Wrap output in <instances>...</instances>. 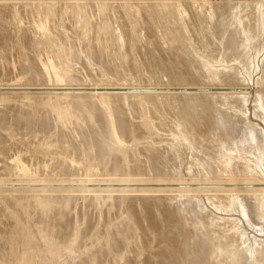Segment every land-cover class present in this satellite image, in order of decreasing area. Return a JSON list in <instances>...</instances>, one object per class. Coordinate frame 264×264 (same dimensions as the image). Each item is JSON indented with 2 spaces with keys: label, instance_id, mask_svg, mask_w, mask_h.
<instances>
[{
  "label": "rangeland",
  "instance_id": "374dc122",
  "mask_svg": "<svg viewBox=\"0 0 264 264\" xmlns=\"http://www.w3.org/2000/svg\"><path fill=\"white\" fill-rule=\"evenodd\" d=\"M32 1L0 0V264H264V0Z\"/></svg>",
  "mask_w": 264,
  "mask_h": 264
},
{
  "label": "bare ground",
  "instance_id": "6f19581e",
  "mask_svg": "<svg viewBox=\"0 0 264 264\" xmlns=\"http://www.w3.org/2000/svg\"><path fill=\"white\" fill-rule=\"evenodd\" d=\"M32 1V0H31ZM44 1V0H43ZM46 1V0H45ZM48 1V0H47ZM50 1V0H49ZM53 1V0H52ZM51 1V2H52ZM77 1V0H76ZM99 1V0H98ZM97 1V2H98ZM127 1V0H126ZM141 1V0H140ZM169 1V0H168ZM33 2V1H32ZM73 2V1H72ZM130 2V1H129ZM170 2H171V0H170ZM228 2V1H227ZM15 3V2H14ZM31 3V2H30ZM42 3V2H41ZM54 3V2H53ZM69 3V2H68ZM96 3V2H95ZM126 3V2H125ZM169 3V2H168ZM23 4V3H22ZM21 4V5H22ZM27 4V3H26ZM28 4H29V2H28ZM44 4V3H43ZM52 4V3H51ZM50 4V5H51ZM162 4V3H161ZM170 4V3H169ZM24 5V4H23ZM30 5V4H29ZM48 5H49V3H48ZM151 5V4H150ZM76 6V5H75ZM162 6V5H161ZM172 6V5H171ZM260 6V5H259ZM23 7V6H22ZM113 7V6H112ZM147 7H149V6H147ZM158 7V6H157ZM76 8H78L77 10L79 11V7H77L76 6ZM93 8V7H92ZM99 8V7H98ZM137 8V7H136ZM228 8V7H227ZM35 9V8H34ZM37 9V8H36ZM163 9H165V8H163ZM10 10V9H9ZM40 10H42V9H40ZM95 11V9H88V8H85V9H83V14H85V17H86V15L88 14V16H87V18L85 19V23H84V27H81V28H83L84 30L83 31H81V32H84L85 33V36H88L87 34L89 33V35H93L94 37H96L97 35H98V33H99V28H101V26L99 27L98 25H95V24H93V20L95 21V19L96 18H94L93 17V19L92 18H90L89 17V15L91 16L92 14H93V12L92 11ZM100 10H101V8H100ZM146 10H148V9H146ZM160 10V9H159ZM13 11V10H12ZM36 11V10H35ZM34 11V12H35ZM49 11H50V9H49ZM138 11H139V9H138ZM150 11V10H149ZM166 11V13H167V10H165ZM165 11L163 10V12H164V14H165ZM261 11V10H260ZM259 11V12H260ZM48 12V11H47ZM46 12V13H47ZM80 12V11H79ZM82 12V11H81ZM80 12V13H81ZM30 13V12H29ZM28 13V14H29ZM49 13V12H48ZM95 13V12H94ZM106 13V12H105ZM159 13H161V11H159ZM13 14V13H12ZM27 14V13H26ZM36 14V13H35ZM138 14V13H137ZM30 15V14H29ZM28 15V16H29ZM139 15H140V13H139ZM151 15H153V13L151 14ZM27 16V17H28ZM31 16V15H30ZM41 16H42V14H41ZM50 16H51V13H50ZM53 16V15H52ZM33 17H34V15H33ZM74 17V16H73ZM104 17V16H103ZM130 17V16H129ZM132 17V16H131ZM145 17V16H144ZM169 17V16H168ZM31 18V17H30ZM44 18V17H43ZM43 18H42V20H43ZM48 18H49V16H48ZM54 18V17H53ZM90 19V20H88L87 21V19ZM127 18V17H126ZM171 18V17H170ZM135 19V18H134ZM2 20V19H1ZM31 20V19H30ZM47 20H49V19H47ZM52 20V19H51ZM151 20V19H150ZM38 21V20H37ZM36 21V22H37ZM43 21H45V20H43ZM80 21V20H79ZM29 22V21H28ZM34 22V21H33ZM48 22V21H47ZM87 22H90V24L88 23V25H87ZM17 23V22H16ZM30 23V22H29ZM50 23V21L48 22V24ZM37 24V23H36ZM51 24V23H50ZM29 25V24H28ZM31 25V24H30ZM39 25V24H38ZM47 25V24H46ZM55 25V24H54ZM85 25H87V26H85ZM22 27V26H21ZM41 27V26H40ZM79 27V26H78ZM107 27V26H106ZM25 28V27H24ZM86 28V29H85ZM134 28V27H133ZM40 29V28H39ZM48 29V28H47ZM73 29V28H72ZM105 29V28H104ZM135 29V28H134ZM167 29V28H166ZM109 30V29H108ZM136 30V29H135ZM175 30V29H174ZM30 31V30H29ZM134 31V30H133ZM17 32V31H16ZM23 32V31H22ZM31 32V31H30ZM63 32H65V31H63ZM101 32H103L105 35H106V31H101ZM171 32V31H170ZM40 33H42V32H39V34ZM102 33V34H103ZM107 33H108V31H107ZM126 33V32H125ZM33 34V33H32ZM31 34V35H32ZM44 34V33H43ZM103 34V35H104ZM13 35V34H12ZM42 35V34H41ZM135 35V34H134ZM169 35V34H168ZM44 36V35H43ZM93 37V38H94ZM34 38V37H33ZM68 39V38H67ZM74 39H76V38H74ZM47 40V39H46ZM45 40V41H46ZM70 40V39H69ZM105 40V39H104ZM67 41V40H66ZM74 41V40H73ZM141 41V40H140ZM33 42H34V40H33ZM76 42V41H75ZM21 43V42H20ZM82 43V42H81ZM102 43H104V42H102ZM102 43H95V45L93 46V47H86V49L87 50H91L92 48H95V47H98V48H100L101 46L103 47V44ZM41 44H43V43H41ZM118 44V43H117ZM80 45V44H79ZM123 45V44H122ZM126 45V44H125ZM129 45V44H128ZM120 46V45H119ZM21 47V46H20ZM80 47H81V45H80ZM133 47V46H132ZM131 47V48H132ZM119 48V47H118ZM82 49V48H81ZM121 49V48H120ZM135 49V48H134ZM41 51V50H40ZM61 51V50H60ZM138 51V50H137ZM82 52V51H81ZM132 52V51H131ZM83 53V52H82ZM81 53V54H82ZM87 54V53H86ZM136 54V53H135ZM131 55V54H130ZM43 56V55H42ZM58 56V55H57ZM64 55H62L61 57H63ZM74 56V55H73ZM135 56V55H134ZM19 57V56H18ZM60 56H58V58H59ZM60 57V58H61ZM128 57V56H127ZM132 57V56H131ZM57 58V59H58ZM75 58V57H74ZM85 58V57H84ZM119 58H121V57H119ZM62 59V58H61ZM63 59H64V57H63ZM68 59V58H67ZM70 60V59H69ZM80 60V59H79ZM127 60V59H126ZM125 60V61H126ZM74 61V60H73ZM117 61V60H116ZM131 61V60H130ZM135 61V60H134ZM59 62H62V61H59ZM65 62V61H64ZM111 62V61H110ZM138 62V61H137ZM153 62V61H152ZM163 62V61H162ZM23 63V62H22ZM63 63V62H62ZM141 63V62H140ZM49 64V63H48ZM65 64H67V63H65ZM69 64V63H68ZM74 64V63H73ZM91 64H93V63H91ZM141 65V64H140ZM174 65V64H173ZM23 66V65H22ZM47 66L48 65H46V68H47ZM62 66V65H61ZM69 66V65H68ZM75 66V65H74ZM113 66V65H112ZM119 66V65H118ZM4 67H6V66H4ZM40 67V66H39ZM51 67V66H50ZM76 67V66H75ZM74 67V68H75ZM56 68V67H55ZM63 68V67H62ZM111 68V67H110ZM38 69V68H37ZM49 69V68H48ZM51 69V68H50ZM58 69L60 70V68L58 67ZM64 69V68H63ZM68 69V68H67ZM77 69V68H76ZM79 69V68H78ZM101 69V68H100ZM103 69V68H102ZM39 70V69H38ZM41 71V70H40ZM96 71V70H95ZM113 71H115V70H113ZM122 71V70H121ZM47 72H49V71H47ZM67 72H68V70H67ZM105 72V71H104ZM120 72V71H119ZM119 72L117 71L116 73H118L119 74ZM38 73V72H37ZM50 73V72H49ZM63 73V72H62ZM70 72H68V74H69ZM90 73V72H89ZM98 73H100V72H98ZM139 73V72H138ZM149 73V72H148ZM29 74V73H28ZM31 74V73H30ZM72 74V73H71ZM131 74V73H130ZM39 75H40V73H39ZM103 75V74H102ZM116 75V74H115ZM135 75V74H134ZM150 75V74H149ZM30 76V75H29ZM41 76L43 77H45V75L44 74H41ZM74 76V75H73ZM72 76V77H73ZM136 76H137V73H136ZM172 76V75H171ZM24 77V76H23ZM36 77V76H35ZM54 77V76H53ZM60 77V76H59ZM92 77V76H91ZM90 77V78H91ZM109 77V76H108ZM130 77V76H129ZM7 78V77H6ZM28 78V77H27ZM30 78V77H29ZM52 78V77H51ZM35 79V78H34ZM61 79V78H60ZM68 79V78H67ZM7 80H8V78H7ZM39 80H40V78H39ZM45 80V79H44ZM81 80V79H80ZM114 80V79H113ZM126 80V79H125ZM181 80V79H180ZM34 81V80H33ZM42 81V80H41ZM46 81V80H45ZM28 82V81H27ZM35 82V81H34ZM57 82V81H56ZM78 82V81H77ZM29 83V82H28ZM43 83V82H42ZM62 83V82H61ZM122 83V82H121ZM33 84V83H32ZM63 84H65L64 82H63ZM67 84H68V82H67ZM87 84V83H86ZM44 85H45V83H44ZM74 85V84H73ZM80 85V84H79ZM121 85V84H120ZM187 85V84H186ZM32 86V85H31ZM36 86V85H35ZM34 86V87H35ZM72 86V85H71ZM185 86V85H184ZM29 87V86H28ZM67 87H69V86H67ZM73 87V86H72ZM7 88V87H6ZM27 88V87H26ZM70 88V87H69ZM97 88V87H96ZM11 89V88H10ZM176 89V88H175ZM8 90V89H7ZM45 90V89H44ZM108 90V89H107ZM160 90V89H159ZM62 91V90H61ZM60 91V92H61ZM64 91V90H63ZM32 92V91H31ZM65 92V91H64ZM72 92V91H71ZM76 92V91H75ZM45 93V92H44ZM70 93V92H69ZM103 93V92H102ZM114 93V92H113ZM130 93V92H129ZM8 94V93H7ZM62 94H64V93H62ZM108 94H110V93H108ZM133 94V93H132ZM147 94V93H146ZM48 95V94H47ZM61 95V94H60ZM65 95V94H64ZM121 95H123V94H121ZM135 95V94H134ZM179 95V94H178ZM3 96H4V94H3ZM7 96V95H6ZM69 96L70 95H67V98H69ZM43 97V96H42ZM42 97H40V98H42ZM109 97V96H108ZM2 98H4V97H2ZM2 98H0V99H2ZM27 98V97H26ZM39 98V97H38ZM52 98V97H51ZM5 99V98H4ZM43 99V98H42ZM47 99V98H46ZM66 99V98H65ZM125 99V98H124ZM169 99V98H168ZM8 100V99H7ZM21 100V99H20ZM52 100V99H51ZM67 100V99H66ZM110 100V99H109ZM154 100V99H153ZM178 100V99H177ZM19 101V100H18ZM30 102H32L33 103V105H35V106H40V107H42V109L44 108L45 109V111L44 112H46V114H49V113H51V112H54V114H55V116H56V121H58V123L59 124H62V125H64L62 122H64L65 123V125L67 126V125H70V124H72V123H74L75 122V117L73 116V112H74V110H73V112H70L71 111V108H70V110H68V108H65V110L64 109H62L61 107H60V109H58V108H56V105L55 104H53L52 103V101L51 102H49V103H45L44 101V103H42V102H38V101H36L35 102V100H29ZM48 101V100H47ZM100 101V100H99ZM154 102V101H153ZM152 102V103H153ZM20 103V102H19ZM22 103H24V102H21V104ZM101 103H103L104 104V102H101ZM126 103V102H125ZM139 103V102H138ZM151 103V102H150ZM28 103H26V105H27ZM141 103H139V105H140ZM175 104V103H174ZM19 105V104H18ZM30 105V104H29ZM32 105V104H31ZM92 105V104H91ZM111 105V104H110ZM21 106V105H20ZM34 106V107H35ZM58 106V105H57ZM96 106V105H95ZM105 108H108V106L106 105V104H104L103 105ZM107 106V107H106ZM175 106V105H174ZM24 107V106H23ZM28 107V106H27ZM30 107H32V106H30ZM39 107V108H40ZM124 107V106H123ZM140 107H141V105H140ZM21 108V107H20ZM37 109V110H40V109ZM46 108H47V110H46ZM146 108V107H145ZM32 109H33V107H32ZM112 109V111H113V109L114 108H111ZM110 109V110H111ZM25 110H26V108H25ZM29 112H30V109H27ZM34 110V109H33ZM36 110V109H35ZM58 110H59V112H58ZM93 110V108H91L90 109V107H89V110H87L88 112H87V114H86V116L88 117L87 119H89V118H91L92 119V114H93V112L94 111H92ZM107 110V109H106ZM80 111H83V110H80ZM108 111V110H107ZM175 112V111H174ZM33 113V112H32ZM38 113V112H37ZM75 113V112H74ZM78 113V112H77ZM86 113V112H85ZM45 114V115H46ZM79 114V113H78ZM143 114V113H142ZM35 115H36V113H35ZM85 115V114H84ZM109 115V114H108ZM33 116V115H32ZM37 116H39V114H37ZM256 116V115H255ZM35 117V116H34ZM52 117V116H51ZM112 117V116H111ZM10 118V117H9ZM29 120V119H28ZM35 120H37V119H35ZM111 120L112 119H110V121H109V119L107 120L108 121V124H109V128H108V130H109V133H110V124H112L111 123ZM88 121V120H87ZM90 121V120H89ZM115 121V120H114ZM38 122V121H37ZM77 122V121H76ZM80 122V121H79ZM86 122V121H85ZM85 122H83L84 124H85ZM93 122V121H92ZM110 122V123H109ZM137 122V121H136ZM36 123V122H35ZM47 123V122H46ZM54 123H56V122H54ZM89 123H91V122H89ZM115 123H117V122H115ZM150 123V122H149ZM11 124V123H10ZM37 124V123H36ZM77 124H79L78 122H77ZM82 124V123H81ZM136 124V123H135ZM56 125V124H55ZM58 125V124H57ZM64 125V126H65ZM131 125V124H130ZM36 127V126H35ZM57 127H59V126H57ZM74 127V126H73ZM117 128L116 129H119L120 131H121V133H123V131H122V129H123V126L121 125V124H118L117 126H116ZM12 128V127H11ZM14 128V127H13ZM37 128V127H36ZM59 128H61V127H59ZM258 129V128H257ZM11 130V129H10ZM60 130H62V129H60ZM98 129H96V131H97ZM112 131H114L115 130V126L112 124V129H111ZM260 130V129H259ZM32 131H33V129H32ZM55 131V130H54ZM66 131V130H65ZM74 131V130H73ZM116 131V130H115ZM62 132V131H61ZM71 132V131H70ZM190 132V131H189ZM55 133H56V131H55ZM172 133V132H171ZM187 133V132H186ZM33 134H34V132H33ZM36 134V133H35ZM99 134V133H98ZM183 134V133H182ZM252 134V133H251ZM11 135V134H10ZM116 134L113 132L112 134H111V136H112V138H110L109 137V140H110V142L108 143V147H107V149L106 150H108V148H109V146L111 145V143H113V144H115V146H119L120 144V141L119 140H117V135L115 136ZM119 135H121V134H119ZM123 135V134H122ZM177 135V134H176ZM184 135V134H183ZM68 136V135H67ZM71 136V135H70ZM185 136V135H184ZM261 136V135H260ZM48 137V136H47ZM53 137V136H52ZM56 137H57V135H56ZM90 137V136H89ZM14 138V137H13ZM24 138V137H23ZM50 138V137H49ZM64 138V137H63ZM262 138V137H261ZM42 139V138H41ZM53 139H55L56 140V138H53ZM73 139V138H72ZM90 139V138H89ZM133 140H134V138H133ZM17 141V140H16ZM90 141V140H89ZM97 141V140H96ZM29 142H31V141H29ZM66 142V141H65ZM10 143V142H9ZM123 143V142H122ZM119 144V145H118ZM67 145V144H66ZM100 143H99V141H98V143H97V147L95 148V154L97 153V155H100V154H102V150H101V148H100ZM124 146V145H123ZM61 147V146H60ZM120 147V146H119ZM126 147V146H125ZM114 149V148H113ZM120 149V148H119ZM125 149V148H124ZM66 150V149H65ZM111 150V149H110ZM109 150V151H110ZM123 150V149H122ZM75 151V150H74ZM90 151H92V149L90 150ZM114 151H115V149H114ZM113 151V152H114ZM124 151V150H123ZM117 153V152H116ZM34 154V153H33ZM93 154V153H92ZM108 154V153H107ZM110 154V153H109ZM115 155V154H114ZM103 156V155H102ZM120 158V157H119ZM104 160V159H103ZM107 160V159H106ZM102 161V160H101ZM55 163V162H54ZM61 163V162H60ZM63 164V163H62ZM105 164V163H104ZM97 166V165H96ZM127 166V165H126ZM103 167V166H102ZM97 168V167H96ZM107 168V167H106ZM105 171V170H104ZM123 171V170H122ZM126 171V170H125ZM27 172V171H26ZM109 174H111V173H109ZM125 174V173H124ZM95 175V174H94ZM259 176V175H258ZM17 178V177H16ZM250 178V177H249ZM29 179V178H28ZM76 179V178H75ZM111 179V178H110ZM17 180V179H16ZM23 180V179H22ZM62 180H64V179H62ZM80 180V179H79ZM21 182V181H20ZM69 182V181H68ZM95 182V181H94ZM107 182V181H106ZM109 182V181H108ZM256 182V181H255ZM19 183V182H18ZM64 183V182H63ZM86 183V182H85ZM105 183V182H104ZM113 183V182H112ZM252 183H254V182H252ZM251 183V184H252ZM21 184V183H20ZM103 184V183H102ZM108 184H110V183H108ZM142 184V183H141ZM78 185V184H77ZM107 185V184H106ZM26 187V186H25ZM64 188V187H63ZM75 188V187H74ZM35 189V188H34ZM29 190V189H28ZM107 190V189H106ZM98 191V190H97ZM109 191H111L110 189H109ZM258 192V191H257ZM92 193V192H91ZM110 193V192H109ZM99 194V193H98ZM102 194V193H101ZM132 194V193H131ZM107 195V194H106ZM254 196V195H253ZM27 197V196H26ZM94 197V196H93ZM100 197V196H99ZM262 198V197H261ZM258 199V198H257ZM71 200V199H70ZM92 200V199H91ZM98 200V199H97ZM264 200V199H263ZM28 201V200H27ZM100 201H102V200H100ZM70 202V201H69ZM99 202V201H98ZM140 202V201H139ZM142 202V201H141ZM18 203V202H17ZM20 203V202H19ZM24 203V202H23ZM97 203V202H96ZM116 203V202H115ZM112 204V203H111ZM16 205V204H15ZM14 205V206H15ZM24 205H26V203L24 204ZM113 205V204H112ZM260 205H262V204H259V206ZM19 206V205H18ZM22 206V205H21ZM51 206V205H50ZM129 206V205H128ZM142 206V205H141ZM262 206H264V205H262ZM25 207V206H24ZM101 207H102V205H101ZM100 207V208H101ZM224 207V206H223ZM23 208V207H22ZM95 208V207H94ZM99 208V207H98ZM131 208V207H130ZM259 208H261V207H259ZM16 209V208H15ZM20 209V208H19ZM132 209V208H131ZM18 210V209H17ZM22 210V209H21ZM24 210H26V209H24ZM24 210L22 211V212H24ZM95 210H96V208H95ZM20 211V210H19ZM97 211V210H96ZM18 212V211H17ZM22 212H19V213H22ZM57 212V211H56ZM131 212V211H130ZM129 212V213H130ZM59 213V212H58ZM213 213V212H212ZM259 213H261V212H259ZM29 214V213H28ZM57 214V213H56ZM145 214V213H144ZM25 215V214H24ZM23 215V217H25ZM102 215V214H101ZM217 215V214H216ZM17 216V215H16ZM15 216V217H16ZM60 216V215H59ZM144 216V215H143ZM12 218V217H11ZM14 218V217H13ZM12 218V219H13ZM17 218V217H16ZM142 218V217H141ZM156 218V217H155ZM14 220H15V218H14ZM20 220V219H19ZM24 220H26V219H24ZM29 220V219H28ZM104 220V219H103ZM110 220V219H109ZM156 220V219H155ZM211 220V219H210ZM16 221H17V219H16ZM133 221V220H132ZM154 222V221H153ZM156 222V221H155ZM25 223V222H24ZM31 223V222H30ZM101 223V222H100ZM110 223H113V221L112 222H110ZM137 223H138V221H137ZM165 223V222H164ZM19 224H20V222H19ZM127 224H129V223H127ZM156 224V223H155ZM16 225H18L17 223H16ZM16 225H15V227H16ZM24 225V224H23ZM20 226H22V225H19V226H17V228H19ZM94 226V225H93ZM110 226H112V225H110ZM133 226V225H132ZM154 226V225H153ZM156 226H157V224H156ZM161 226V225H160ZM234 226V225H233ZM24 228H25V226H23ZM50 227V226H49ZM109 227V226H108ZM20 228H22V227H20ZM19 228V229H20ZM27 228V227H26ZM46 228V227H45ZM165 228V227H164ZM18 229V230H19ZM116 229V228H115ZM161 229V228H160ZM13 230V229H12ZM17 230V231H18ZM22 230V229H21ZM44 230V229H43ZM62 230H64V228L62 227ZM100 230V229H99ZM226 230V229H225ZM65 231V230H64ZM109 231V230H108ZM27 232V231H26ZM54 232V231H53ZM102 232V231H101ZM121 232H122V230H121ZM128 232V231H127ZM132 232V231H131ZM160 232V231H159ZM162 232H163V228H162ZM242 232V231H241ZM11 233V232H10ZM9 233V234H10ZM13 233V232H12ZM20 233V231L17 233V234H19ZM21 233H23V232H21ZM46 233H48V231L46 232ZM60 233H63V232H60ZM96 233H97V231H96ZM106 233V232H105ZM16 234V232L14 233V235ZM27 234H29L28 232H27ZM111 234V233H110ZM161 234V233H160ZM25 234H23V236H24ZM31 235H32V233H31ZM55 235V234H54ZM57 235H59L58 233H57ZM96 235V234H95ZM99 235V234H98ZM107 235V234H106ZM125 235V234H124ZM134 235V234H133ZM10 236V235H9ZM13 236V235H12ZM17 236H19V235H17ZM21 236H22V234H21ZM21 236H20V238H21ZM25 236H27V235H25ZM47 236V235H46ZM64 236V235H63ZM100 236V235H99ZM98 236V237H99ZM104 236H105V234H104ZM111 236V235H110ZM129 236V235H128ZM5 237V236H4ZM15 237H16V235H15ZM60 237V236H59ZM58 237V238H59ZM101 237H103V235L101 236ZM109 237V236H108ZM107 237V238H108ZM126 237V236H125ZM10 238V237H9ZM9 238H7L8 240H9ZM18 238V237H17ZM42 238H45V236L44 237H42ZM48 238V237H47ZM44 239V240H50L49 238L48 239ZM106 238V236H105V239L106 240H108ZM129 238H130V236H129ZM5 239V238H4ZM25 239V238H24ZM27 239V238H26ZM28 239H29V235H28ZM27 239V240H28ZM109 239H110V241H112L111 240V237H109ZM120 239V238H119ZM14 240H16V238H14ZM22 240V239H21ZM54 240V239H53ZM257 240V239H256ZM20 241V240H19ZM24 241V240H23ZM26 241V240H25ZM85 241V240H84ZM87 241V240H86ZM95 241H97V240H95ZM113 241H115V240H113ZM28 242V241H27ZM30 242V241H29ZM28 242V243H29ZM47 242V241H46ZM50 242V241H49ZM94 242V241H93ZM98 242H99V240H98ZM107 242V241H106ZM221 242V241H220ZM8 243V242H7ZM15 243V242H14ZM17 243V242H16ZM23 243V242H22ZM52 243V242H51ZM54 243V242H53ZM104 243V245H106L105 244V242H103ZM112 243H114V242H112ZM26 244V243H25ZM55 244H57V242L55 243ZM100 244H101V241H100ZM108 244H110V243H108ZM117 244V243H116ZM54 245V244H53ZM93 245V244H92ZM123 245V244H122ZM10 246V245H9ZM24 246H26V245H24ZM23 246V247H24ZM29 246V245H28ZM60 246V245H59ZM100 246V245H99ZM13 247V246H12ZM15 247V246H14ZM48 247H49V245H48ZM93 247H94V245H93ZM96 247V246H95ZM118 247V246H117ZM116 247V248H117ZM60 248V247H59ZM58 248V249H59ZM112 248H115V247H112ZM145 248V247H144ZM150 248V247H149ZM207 248V247H206ZM52 250L54 249V248H51ZM86 249H87V247H86ZM90 249V248H89ZM95 249V248H94ZM121 249V248H120ZM133 249V248H132ZM9 250V249H8ZM10 250H11V248H10ZM52 250H50V251H52ZM85 250V249H84ZM83 250V251H84ZM116 250V249H115ZM122 250V249H121ZM124 250V249H123ZM149 250V249H148ZM252 250V249H251ZM28 251H29V249H28ZM57 251V250H56ZM93 251V250H92ZM98 251H99V249H98ZM106 251V250H105ZM181 251V250H180ZM213 251V250H212ZM27 253V252H26ZM29 253V252H28ZM49 252H46L45 254H48ZM51 253H54V252H51ZM220 253H221V251H220ZM50 254V253H49ZM86 254V253H85ZM94 254V253H93ZM96 254V253H95ZM108 254V253H107ZM115 254V253H114ZM125 254V253H124ZM168 254V253H167ZM53 255V254H52ZM88 255V254H87ZM102 255V254H101ZM116 255V254H115ZM164 255V254H163ZM223 255V254H222ZM29 256V255H28ZM31 256H33V255H31ZM94 257L95 255H91L90 257ZM97 256H99V255H97ZM113 256V255H112ZM111 256V258H113ZM213 256V255H212ZM218 256V255H217ZM262 256V255H261ZM30 257V256H29ZM35 257V256H34ZM116 257L117 258H119V255H116ZM22 258V257H21ZM27 258V257H26ZM43 258H45L44 257V255H43ZM115 258V257H114ZM28 259H30V258H28ZM54 259V258H53ZM94 259V258H93ZM100 259V258H99ZM110 259V258H109ZM116 259V258H115ZM120 259V258H119ZM183 259V258H182ZM211 259H212V257H211ZM255 259V258H254ZM259 259V258H258ZM43 260V259H42ZM45 260V259H44ZM105 260V259H104ZM257 260V259H256ZM262 260V259H261ZM260 260V261H261ZM96 261V260H95ZM112 261V260H111ZM114 261V260H113ZM259 261V260H258ZM257 261V262H258ZM44 262V261H43ZM60 262V261H59ZM94 262V261H93ZM103 262V261H102ZM134 262V261H133ZM188 262V261H187ZM253 262V261H252ZM256 262V261H255ZM255 262H254V264H255ZM256 262V263H257ZM89 263H91V262H89ZM108 263V262H107ZM259 263V262H258ZM57 264V263H56ZM92 264H94V263H92ZM105 264V263H104ZM115 264V263H114ZM169 264V263H168ZM172 264V263H171ZM251 264H253V263H251ZM260 264V263H259Z\"/></svg>",
  "mask_w": 264,
  "mask_h": 264
}]
</instances>
